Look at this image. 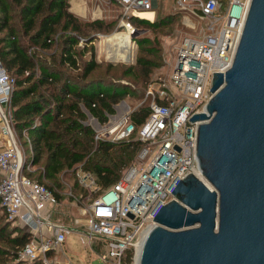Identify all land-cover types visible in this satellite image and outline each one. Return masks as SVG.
Returning a JSON list of instances; mask_svg holds the SVG:
<instances>
[{
    "label": "built area",
    "instance_id": "1",
    "mask_svg": "<svg viewBox=\"0 0 264 264\" xmlns=\"http://www.w3.org/2000/svg\"><path fill=\"white\" fill-rule=\"evenodd\" d=\"M182 11V22L196 33H183L164 58L166 81L158 77L159 87L148 88L134 106H127L119 119H110L94 129L93 139L117 141L135 133L141 140L133 161L108 187L102 188L93 173L77 164L75 179L86 192L63 195L78 206L85 223L83 239L91 243L98 235L102 246L86 264H139L140 248L146 233L156 225L152 218L161 205L174 198L171 192L188 172L200 173L197 154V125L207 119L190 121V116L207 112L210 85L215 71L224 72L230 65L239 40L250 0H174ZM116 26L126 30L134 51L136 26L131 17L143 18L141 11H152L158 0H117ZM202 22L203 26L196 25ZM87 38L80 37L79 42ZM97 56L107 60L126 59L105 42L108 36L98 33ZM133 39V40H132ZM49 40V39H48ZM113 52V53H112ZM15 78L0 61V212L7 220L27 227L29 238L18 250V257L40 264H53L52 253L63 251L71 227L52 214L60 203L44 183L24 172L22 149L13 123L11 94ZM150 98L147 100L146 98ZM94 104V103H92ZM145 108L146 116L136 126L132 112ZM22 132L27 131L22 129ZM156 149L152 152V149ZM152 152V153H151ZM141 161V171L135 162ZM83 224H85L83 226Z\"/></svg>",
    "mask_w": 264,
    "mask_h": 264
},
{
    "label": "trees",
    "instance_id": "2",
    "mask_svg": "<svg viewBox=\"0 0 264 264\" xmlns=\"http://www.w3.org/2000/svg\"><path fill=\"white\" fill-rule=\"evenodd\" d=\"M114 20H83L69 9L68 0H0V61L15 78L11 94L14 127L18 132L27 131L34 149L32 161L43 164L44 178L53 180L44 184L58 199L64 197L62 184L56 179L61 169L82 162L81 166L90 170L97 183L106 188L133 161L142 143L135 133L128 139L94 141V129L83 123L86 113L82 107L104 123L107 113H114L115 103L127 94L138 95L136 90L128 91L121 81L123 78L119 77L129 75L143 83L150 76L156 65V55H150L153 48L145 45L147 37H138L137 45L139 42L145 53L138 54L134 66L96 63L92 55L82 60L76 73L64 64L74 62V53L81 55L91 40L88 37L82 47L77 45L76 34L87 32L84 25L106 31L113 22L117 23L118 15ZM163 20L131 17L136 26L147 24L154 28L170 21ZM58 29H69L71 34L61 36L56 58L51 62H37L27 54V45L48 46ZM145 116L146 110L142 108L132 112L131 120L138 126ZM72 187L74 194L86 192L75 179ZM9 221H0V264L8 258L10 264H40L18 257V250L29 238V231L18 224L9 229Z\"/></svg>",
    "mask_w": 264,
    "mask_h": 264
},
{
    "label": "water",
    "instance_id": "3",
    "mask_svg": "<svg viewBox=\"0 0 264 264\" xmlns=\"http://www.w3.org/2000/svg\"><path fill=\"white\" fill-rule=\"evenodd\" d=\"M188 172L144 236L139 264H264V0H250L231 65L212 74ZM212 186H210L208 183Z\"/></svg>",
    "mask_w": 264,
    "mask_h": 264
},
{
    "label": "rangeland",
    "instance_id": "4",
    "mask_svg": "<svg viewBox=\"0 0 264 264\" xmlns=\"http://www.w3.org/2000/svg\"><path fill=\"white\" fill-rule=\"evenodd\" d=\"M73 1V4L72 2ZM226 1V0H222ZM69 3V9L73 11L76 15H78L83 20H92V19H105V20H114L118 13H119V5L117 3V0H68ZM79 8L85 10L86 8V14L85 16H81L77 14L79 12ZM73 9V10H72ZM14 8H12V11ZM154 15L153 12L150 11L147 13L143 18L147 19L148 21H153V19L161 18L164 19L163 21H168L165 24L160 25L156 28L152 27L151 25H141L136 26L137 31L134 34V51L132 59L129 61H123V60H107L104 59L102 56L101 58H98L97 56V45L94 38L97 37L98 33L105 34L107 36L112 35L114 32L123 30L121 27H117L116 24L113 22V25L109 30H98L93 27H88L87 25H84V29H87L86 34H76L77 35V45L78 47H82L84 44L83 42H79V38H88L91 37V40L87 42L86 49L82 51V54L74 53V62H65L64 64L68 67V69L73 72H79L82 60L88 59L91 55L96 61V63L100 62H108L110 66H116L120 65L122 67H128L130 65L134 66L136 57L139 53H145L143 52L140 47H143L139 44L137 45L138 37L143 36L147 37L148 43L145 45H151L153 48V52L150 55L155 54L156 58V65L152 67V72L150 73V76L146 78L143 83L140 81H136L135 78L132 76H124L119 77L123 78L121 81L124 85H126V89L128 91L136 90L138 95H125L124 98L119 100L117 103L114 104L115 111L114 113H107V121L104 123H100L98 119L91 115V113L82 107L86 113V119L83 120V123L89 124L93 129H100V127L104 126L110 119L117 120L121 116V113L127 106H134L137 101L140 99L142 94L144 93L145 89L148 88H156L159 87L160 84L156 81L158 77L163 78L165 81L167 79V65H165L164 58L171 54L172 47L175 44V42L180 38V36L183 33H196V31L189 29L187 26H185L182 22L183 19V13L182 11L176 6L174 0H158L157 6L154 9ZM97 17V18H96ZM156 17V18H154ZM196 25L203 26L202 22H196ZM71 34V30H65L58 29L52 36V39L49 41L48 46H42L38 43H30L27 45V54L32 56L34 59L37 60V62H51L52 58H56L58 55V51L60 48V38L63 34ZM85 35V36H84ZM87 36V37H86ZM132 39V40H133ZM151 42V44H150ZM118 48V47H116ZM115 48V49H116ZM60 69H62L63 72L66 70L62 68L59 64H56ZM118 79V78H114ZM150 98L147 97L148 100ZM18 141L22 149V155H23V165H24V171L28 173V175L34 179L42 180L43 183L50 182L52 183L53 180L45 179V167L41 163H36L32 161V155L34 154V149L32 146V143L30 141V137L28 133L24 132H18L15 129ZM95 131V130H94ZM94 134V133H93ZM3 144V139L0 138V146ZM156 149L154 147L152 149V152ZM151 152V153H152ZM135 157V156H134ZM133 157V158H134ZM82 163V162H80ZM77 163V164H80ZM75 164L73 167L68 168L65 167L59 171V173L56 176V179H58L62 184V190L64 189H71L73 192L72 182L75 179ZM135 166L139 169V171L142 170L144 164L141 161L135 162ZM76 180V179H75ZM205 180V179H204ZM208 183V182H207ZM209 184V183H208ZM210 185V184H209ZM211 186V185H210ZM212 187V186H211ZM61 206H58V213L55 214L57 219L63 220L65 222H71L73 216H79V221L81 223H85V217L80 215L78 212V206L76 204L71 203V199L62 197L60 199ZM54 217V216H53ZM6 220L1 212H0V221ZM8 228L10 229L14 225H17L16 223H13L11 221L8 222ZM85 224H83L84 226ZM27 230H29L26 227ZM69 238H73V234L69 235ZM98 235L94 234L91 243H88L87 241H81L79 238H73L70 239L69 247L73 249V251H76L72 258L74 257L76 262L78 264H83L84 258L87 260L91 258H95L100 250H102V246L98 245ZM85 242V244H84ZM59 254H61V251L59 253H52L50 256V259L52 260L53 264H59L57 262ZM11 259L8 258L5 260L4 264H10ZM29 263V262H28Z\"/></svg>",
    "mask_w": 264,
    "mask_h": 264
},
{
    "label": "crops",
    "instance_id": "5",
    "mask_svg": "<svg viewBox=\"0 0 264 264\" xmlns=\"http://www.w3.org/2000/svg\"><path fill=\"white\" fill-rule=\"evenodd\" d=\"M71 2L73 4V1H71ZM77 14H79L81 16H85V14H86V8H85V10H84V8L83 9L82 8L81 9L79 8V12ZM58 206H61V204H59ZM58 206H57L56 210L52 214V218L53 219H57L56 216H55V214L58 213ZM74 217H77V216H73L71 222H66L72 229H71V232H69L67 234V236H66L65 243H64V246H63V251H61V254H59V257H58V260H57V262L59 264H78L76 262L75 258L74 257L73 258L71 257V256H73V254L76 253V251H73V249H71L69 247V244H70L69 241H70V239H73V238H79L81 241H85V239H83V227H78V225H75L73 223V218ZM70 234H73V238H69V235ZM85 242H84V244H85ZM83 264H86V259L85 258H84Z\"/></svg>",
    "mask_w": 264,
    "mask_h": 264
},
{
    "label": "bare ground",
    "instance_id": "6",
    "mask_svg": "<svg viewBox=\"0 0 264 264\" xmlns=\"http://www.w3.org/2000/svg\"><path fill=\"white\" fill-rule=\"evenodd\" d=\"M149 12L150 11H141L140 15L143 17ZM105 42H107L108 45H112L114 49L118 47V54H116L115 56H119L123 59H126L128 55L132 52V42L129 39V35L126 30H119L114 32L112 35L108 36V39ZM116 50L117 49H115V51ZM196 175L204 180V178L199 172Z\"/></svg>",
    "mask_w": 264,
    "mask_h": 264
}]
</instances>
